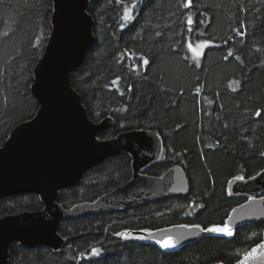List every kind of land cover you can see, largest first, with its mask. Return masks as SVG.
Wrapping results in <instances>:
<instances>
[{
  "label": "trees",
  "instance_id": "trees-1",
  "mask_svg": "<svg viewBox=\"0 0 264 264\" xmlns=\"http://www.w3.org/2000/svg\"><path fill=\"white\" fill-rule=\"evenodd\" d=\"M89 13L96 42L72 83L92 121H116L100 138L158 133L164 158L146 173L179 165L190 195L66 220L59 232L70 243L59 254L14 244L10 264H236L262 242L264 224L172 254L134 232L223 225L246 202L230 196L229 182L264 170V0H91ZM52 14V0H0V147L39 110L31 86ZM132 176L128 155L111 158L59 202L69 209L96 201ZM42 208L34 194L4 198L0 218Z\"/></svg>",
  "mask_w": 264,
  "mask_h": 264
},
{
  "label": "water",
  "instance_id": "water-1",
  "mask_svg": "<svg viewBox=\"0 0 264 264\" xmlns=\"http://www.w3.org/2000/svg\"><path fill=\"white\" fill-rule=\"evenodd\" d=\"M52 32L44 56L34 70L31 92L39 110L20 124L0 147V200L37 195L43 208L0 218V264H10L11 247L48 249L59 254L70 239L60 234L66 220L122 213L169 199L190 195L185 170L176 165L163 176L147 174L164 158V141L156 132L135 129L111 139L100 136L114 128L109 116L96 123L89 117L72 75L84 64L96 42L91 0H52ZM128 155L132 179L96 201L65 208L60 194L79 186L91 169L105 161ZM234 199L246 202L236 207L223 225L233 235L215 233L199 226L174 225L149 232H134L147 243L172 254L207 237L232 238L245 225L264 224V170L254 177L234 178L228 184ZM171 238L175 246L160 241ZM236 264H264V238Z\"/></svg>",
  "mask_w": 264,
  "mask_h": 264
},
{
  "label": "snow or ice",
  "instance_id": "snow-or-ice-1",
  "mask_svg": "<svg viewBox=\"0 0 264 264\" xmlns=\"http://www.w3.org/2000/svg\"><path fill=\"white\" fill-rule=\"evenodd\" d=\"M189 2H190V0H189ZM133 7H134V5H133ZM129 18H131V17H129ZM204 230L209 231V232H215V233H223V234L229 235V236L233 235L230 226H227V225H225L223 227H221V226H213L211 228H207V229H204ZM159 243H161L162 246L165 247V248H169V247H174L175 246V243H174V241H172L171 238H168L165 241H160ZM92 252L95 255V254H98L99 250L98 249H93Z\"/></svg>",
  "mask_w": 264,
  "mask_h": 264
},
{
  "label": "rangeland",
  "instance_id": "rangeland-1",
  "mask_svg": "<svg viewBox=\"0 0 264 264\" xmlns=\"http://www.w3.org/2000/svg\"><path fill=\"white\" fill-rule=\"evenodd\" d=\"M131 16V13L129 12V13H127V17H130ZM206 46V45H205ZM204 46V47H205ZM201 49H203V47L202 48H197V49H194V52L195 53H197V54H200L201 53Z\"/></svg>",
  "mask_w": 264,
  "mask_h": 264
}]
</instances>
